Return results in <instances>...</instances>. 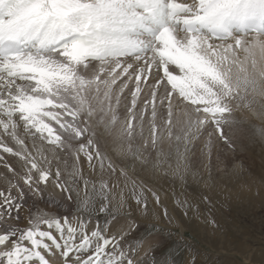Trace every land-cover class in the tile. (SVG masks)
Returning a JSON list of instances; mask_svg holds the SVG:
<instances>
[{"label":"snow or ice","instance_id":"1","mask_svg":"<svg viewBox=\"0 0 264 264\" xmlns=\"http://www.w3.org/2000/svg\"><path fill=\"white\" fill-rule=\"evenodd\" d=\"M126 89L131 99H124L122 118ZM261 100L264 0H0V150L22 162L20 170L3 165L18 182L8 179L0 189V264H177L173 251L153 255L160 241L152 230L133 243L139 225L122 224L113 210L124 206L125 189L144 215L149 198L161 203L150 184L130 177L128 165L164 164L167 172L174 154L172 170L180 174L201 129L211 126L233 148L225 126L239 123L234 110L259 104L264 117ZM93 118L119 145V169L101 151ZM18 128L32 138L31 149ZM258 131L264 137V128ZM165 140L174 153L149 159ZM81 153L98 177L76 167L72 182L62 181L49 157L79 161ZM117 172L126 178L118 192L110 180ZM50 182L66 194L62 203L73 201L75 188V218L69 205L59 216L29 214L24 225V189L41 196ZM92 212L105 214L103 224L91 223ZM196 261L189 254L185 264Z\"/></svg>","mask_w":264,"mask_h":264},{"label":"rangeland","instance_id":"2","mask_svg":"<svg viewBox=\"0 0 264 264\" xmlns=\"http://www.w3.org/2000/svg\"><path fill=\"white\" fill-rule=\"evenodd\" d=\"M128 87L132 88L133 85L129 84ZM125 97L130 102L131 97L128 95L127 89L124 96L121 97V109H118L122 118L126 115L123 112ZM141 99H143V94ZM261 103H264V100H261ZM260 112L259 104H254L253 110L246 108L234 110V115L239 123L231 127L225 126V134L231 137L234 143L233 148H228L215 134L211 126L201 129L199 136L189 146L187 159L184 161V164H187L190 163L189 158L192 159L193 179H188L191 173L190 175L184 174L182 180L190 182L185 187L177 189L175 180H172L175 177H173V174H169L170 180L167 178V182H165L168 184L169 190H164V195H168V198H165V203L160 207L163 211L161 213L163 217L159 219L160 221H148L141 224L131 219L129 223L135 222L139 227L131 233L129 239L135 243V238L143 237L146 230H152L153 237L160 241V246L153 255L159 257L165 251H173L177 264H185L189 254L197 256L196 264H264V204H261L256 199L257 196L252 194L254 193L252 190L253 184L249 185L247 182V177L260 179L261 172L264 171V158L262 155V152H264V137H261L258 131L264 128V117L259 115ZM94 120L95 118H93V127L98 133L101 151L105 154L113 153V155L123 157L117 143L113 142L108 145L107 142L103 141L100 133L102 135V130L105 131V129L102 125H95ZM18 132L31 149L32 138L25 136L21 128H18ZM108 136H110L109 133ZM5 141L15 150L17 145L10 138L5 137ZM209 144L210 147H208ZM138 145L139 139L134 142L133 146ZM45 147L50 148L51 146L46 145ZM158 151L165 154L174 153V142L170 146L169 142L165 140L159 149L151 150L148 154L149 159H156ZM181 151H183V146H181ZM0 155H4V161H0V189H2L7 186L6 180L8 179H11L13 183L18 182L16 177L3 166L4 162L9 163L14 169L20 170L21 161L18 157L3 153L2 150H0ZM81 156L84 157L82 153ZM173 158L174 163H176L174 154L168 159V163L170 162L171 165L174 164H172ZM71 159L73 158L71 157ZM70 166V158H67L65 170H69ZM135 166L128 165V169L133 168L137 172H145L147 169L151 172L154 171L139 164ZM164 166V164H160L157 170L163 169ZM51 167L55 171L57 165L51 162ZM88 169H90L89 164ZM244 185L250 187V196H253L252 201H247L241 196V188ZM170 187L173 192L175 191L174 195L169 192ZM206 191H210V193ZM212 192L215 196L210 203V199L205 196H211ZM25 195L23 207L20 210L24 225H26L25 218L28 219L29 214L35 215L39 212H47L52 216H59L70 210L69 205H71L73 216L75 215L76 205L74 200L62 204V201H56L54 197L52 199V196L45 191L41 196H34L31 193ZM204 197L206 198L205 201H203ZM195 198L197 201L194 200ZM93 203L99 204L94 195ZM164 209H167V217L164 215ZM84 218H87V214ZM91 218V223L94 224L99 220L103 224L105 214L92 212ZM210 221H215V224L210 223ZM54 234L56 233L54 232ZM140 256L143 259H148L142 251ZM58 259V256H56L52 260Z\"/></svg>","mask_w":264,"mask_h":264},{"label":"bare ground","instance_id":"3","mask_svg":"<svg viewBox=\"0 0 264 264\" xmlns=\"http://www.w3.org/2000/svg\"><path fill=\"white\" fill-rule=\"evenodd\" d=\"M102 131H103L102 132V135L100 133L101 138H103V141L104 142H107L108 145H111L114 142L112 136L110 135L111 136L110 137V136H108V132H106L104 130H102ZM17 132H18V129H17ZM12 146H14V145H12ZM113 151H114V149H113ZM115 153H117V152H115ZM107 154H110V155H107ZM107 154L106 155L112 159V162L116 165L117 169H119L120 167L124 166V164H122V161H124V157H118L116 154H115L116 155L115 156V155H113V153H107ZM262 155H263V158H264V152H262ZM63 157L58 156V155H57V157L55 159H52L51 157H49L51 159V162L53 164H56L57 166L60 167V169L62 171V177H61L62 181H63V179L65 177H68L69 178V183H71L72 182V178L70 176V173L76 167H78V168H80L82 170L83 175H84L85 178L92 179L93 177H98V175H99V169H98V167H97V169H96L95 172H93V170L91 168L88 169V162H87V160H86L85 157L80 156V160L79 161H74V162H73V159H71V156L64 155ZM67 158H70V165H71L70 167L71 168L69 167V170H65V165L67 163ZM62 160H64V161H62ZM189 161H190L191 164L190 163H187V164L185 163L184 164V162H183V167L181 169L180 174H176L174 171H172V169H174L175 168V165H176V163H174V158H173V162H172V164L173 163L174 164L172 165V168H170V169L167 170V172L162 171V170H157V169L154 170L153 172H151V170H149V169H147L145 172H137L133 168L132 169H128V172H129L130 177L132 179H135L138 183L139 182H147L148 184H150L159 193L160 198H161V203H160V205H156L151 200V198H149V211H148V214L147 215H144V214H142L141 210L136 206V204L134 203V201L131 199L130 192L127 189H125L124 190V196H125V204H124V206L123 207H120L118 210L113 209L114 211H116L118 213L117 215H118L119 219L121 220V223L122 224L129 223V221L131 219H133L138 224H141L142 222H148V221H160L159 219H161L163 217L161 215V213L163 211H162V209L160 207H162L163 206L162 204L165 203V198H168V195H164V190H167V191L169 190L168 189V187H169L168 184L165 183V182H167L166 179L167 178L168 179L170 178L169 177L170 176L169 174H173V177H175V178L172 179V180H175V186L177 187V189H181V188L185 187V185L187 183H189L190 181L187 182V181L182 180L184 174L185 175H190V173H191L190 178L188 177L189 180L190 179L192 180L193 179V176H194V172L191 171V169L193 167L192 159L189 158ZM17 163H16V165H17ZM20 163H21L20 165H22V162H20ZM94 163H95V161H94ZM119 165H121V166H119ZM134 167H136V166H134ZM261 173H262V175L260 176V179H257L259 182L254 177H247L248 178L247 179V182H248L249 185L253 184L252 190L254 191V193L256 192V194H254V193H252V194L257 196L256 199L261 204H264V171H262ZM125 179H126L125 177L119 176V173L118 172H117V174L111 176V178H110L111 182L117 184V188L114 189V191H117L118 192V191L121 190V188H123V185L125 183ZM260 180H262V181H260ZM82 184H83V182L81 181V187H82ZM42 187H44V186H42ZM173 188H175V187H173ZM241 189H242V195L241 196L244 197L247 201H252L253 200V196H250V192H251V191H249L250 187L248 185L247 186L244 185V186H242ZM172 190L173 189H171V187H170V191L169 192L174 195L175 194V191L173 192ZM24 191H25V194L26 193L27 194L28 193L30 194V192H28L27 188H25ZM44 191L48 195H51L52 196V199L55 198L56 201H62V197L66 195L64 193H59L53 187V185L51 184V182L49 183V185L47 186V188H45ZM89 192H91V188H89ZM206 192L210 193V191H206ZM13 194L15 195V191H13ZM213 194L214 193L212 192L210 194L211 196H205V197H208L210 199V201H209L210 203H211V199H213L214 196H215ZM173 195H172V197H173ZM25 196L26 195H24V200H25ZM81 196H83V191H81ZM205 197H204V199L202 198L203 201L206 200ZM73 200L75 201V188L73 190ZM194 200H196V198ZM177 202H178V200H177ZM175 205H178V204H175ZM169 207H170V204H169ZM179 207L182 208L180 205H179ZM25 214H27V213H25ZM74 218H75V215L73 216V219ZM26 220H27V218H25V224L27 223ZM90 226H91V224H90ZM56 256L57 255H52L51 257H53L52 259H54V258H56Z\"/></svg>","mask_w":264,"mask_h":264}]
</instances>
